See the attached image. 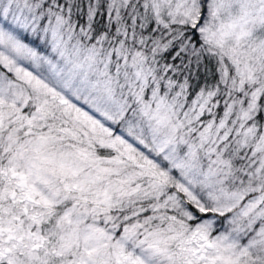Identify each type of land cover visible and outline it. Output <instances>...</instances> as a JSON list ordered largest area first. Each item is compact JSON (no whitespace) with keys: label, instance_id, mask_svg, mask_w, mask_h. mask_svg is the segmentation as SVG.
<instances>
[{"label":"rangeland","instance_id":"obj_1","mask_svg":"<svg viewBox=\"0 0 264 264\" xmlns=\"http://www.w3.org/2000/svg\"><path fill=\"white\" fill-rule=\"evenodd\" d=\"M44 1L0 0V64L9 74H0V110L20 111L33 99L61 104L66 123L88 133L114 132L129 157L157 169L183 194V201L164 205L189 219L195 216L187 202L208 214L195 219L188 241L178 242L175 229L152 228L156 217L127 210L142 193L122 192L110 173L86 170L45 140L25 139L19 156L26 157L32 192L48 206L73 201L58 218L62 240L54 253L71 255L73 264H264V120L260 127L254 121L264 91V0H106L113 20L137 1L163 28L161 37L181 36L175 26L185 32L194 26L203 44L222 53L221 87L190 103L181 87L155 77L140 54L115 69L110 51L104 59L93 51L86 56L62 6L42 7ZM218 102L223 111L216 115ZM1 130V140L14 138ZM79 173L84 180L68 189L80 190L85 181L89 192L63 196L55 178ZM144 189L154 193L155 186ZM4 242L33 254L22 234L9 232Z\"/></svg>","mask_w":264,"mask_h":264},{"label":"trees","instance_id":"obj_2","mask_svg":"<svg viewBox=\"0 0 264 264\" xmlns=\"http://www.w3.org/2000/svg\"><path fill=\"white\" fill-rule=\"evenodd\" d=\"M53 1L62 6L63 19L65 23L66 19L70 22L73 41L80 48L89 50L85 51L86 56L93 51L97 58L104 59V55L110 51V64L115 69L123 59H133L135 53L140 54L145 62L149 65L152 63L155 77L160 74L164 80L181 87L185 103L208 94L211 88L221 87L222 53L203 44L196 27L185 32L181 30L182 26H175L172 29L177 30L181 36L163 38V28L155 22L149 11L140 8L137 1L131 2L130 11H123L125 17L121 15L119 22L113 20L106 0H45L42 7ZM190 43L192 49L189 47ZM227 65L231 67L228 62ZM0 74L9 77L1 64ZM31 93L33 91L30 92L33 97ZM147 93L148 90L145 89L144 96ZM263 98L264 91L254 116L259 127L264 120ZM44 101L46 100H30L20 111L16 107L7 106L0 110V119L7 116V120L3 118L0 121L1 132L5 133L3 137L14 135V138L8 140L7 137L0 139V264L74 263L69 262L71 255L64 257L60 255L62 253H54L62 240L57 234L58 218L73 206L72 198L65 197L48 206L32 192L23 170L26 157L19 156L21 142L29 138L45 140L46 145L62 150L69 160L81 163L86 170L110 173L109 177L120 186L122 192L142 193L139 199L130 203L127 210L138 209L143 211L145 218L156 217L158 221L153 218L152 228L175 229L178 242L189 240V230L195 219L208 214L198 212L195 206L187 202V211L195 216L189 219L175 208L164 205L172 198L183 201L184 196L168 184L157 169L129 157L114 132L88 133L77 130L65 122L67 112L63 105L53 103L58 106L54 107ZM216 109V115L223 111L219 102ZM202 116L206 117L207 114L204 112ZM64 168L67 169L68 166L65 165ZM85 169L80 170L87 175ZM59 175L55 178V183L61 192H65L63 196L69 191L82 196L89 192L85 181L83 187L78 186L80 190L68 189L73 180H84L83 173L72 179ZM104 183L107 187L106 182ZM147 184L151 188L155 186L154 193L146 194L144 188ZM9 232L12 235L14 232L22 234L23 240L34 246L31 251L35 253V257L33 254L23 255L6 249L4 246L9 242H4V238Z\"/></svg>","mask_w":264,"mask_h":264}]
</instances>
